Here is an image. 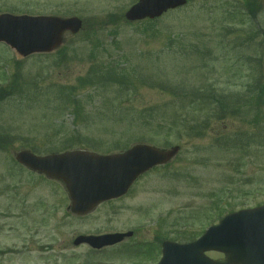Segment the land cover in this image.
Listing matches in <instances>:
<instances>
[{"label":"rangeland","instance_id":"obj_1","mask_svg":"<svg viewBox=\"0 0 264 264\" xmlns=\"http://www.w3.org/2000/svg\"><path fill=\"white\" fill-rule=\"evenodd\" d=\"M135 2L22 0L85 25L49 54L22 58L0 43V264H124L118 250L90 254L72 239L138 223L182 242L264 203V0H188L129 23ZM20 4L0 0V12ZM141 138L181 151L86 217L68 210L59 182L36 181L14 156Z\"/></svg>","mask_w":264,"mask_h":264},{"label":"water","instance_id":"obj_2","mask_svg":"<svg viewBox=\"0 0 264 264\" xmlns=\"http://www.w3.org/2000/svg\"><path fill=\"white\" fill-rule=\"evenodd\" d=\"M186 0H139L126 13L128 20L155 18ZM82 26L77 17L13 18L0 16V40L8 42L21 53L51 51L62 41L66 30L76 33ZM154 150V151H153ZM179 147L157 150L137 145L123 154L95 155L86 151L37 157L21 151L17 159L27 166L62 179L72 198H93L91 204L125 192L142 172L165 163L177 154ZM75 209V207H74ZM115 242V236H101L95 240ZM207 250L225 253V258L213 260ZM160 264H264V206L242 210L226 216L219 225L212 226L197 241L186 244L169 243Z\"/></svg>","mask_w":264,"mask_h":264},{"label":"flooded vegetation","instance_id":"obj_3","mask_svg":"<svg viewBox=\"0 0 264 264\" xmlns=\"http://www.w3.org/2000/svg\"><path fill=\"white\" fill-rule=\"evenodd\" d=\"M29 7L30 6H28V7L25 6L21 0V4H20L19 9H23V10H19L17 8H12V9H5L1 12L11 13V14H14L17 16H23V17H34V16L43 17V16H49V15H56V14H48V13H44V12L34 13L30 10H27ZM135 143H148V144L157 145L151 139H138V140H135L132 143H129L126 145H128V147H129ZM127 148H108V149L103 148V150H94L91 148L90 149L95 151V152H98V153L108 154V153H112V152H120V151L125 150ZM157 170H158V168L155 167V168L150 169L149 171L145 172L144 174L138 176L136 178V180L133 182V184L131 185V187L129 188L128 192L126 194H124L123 196L109 200V201H105V202L99 204L92 212H90L84 216H82V215H79V216L80 217L89 216L96 209H99L102 205L117 203V202H120V201L130 197L131 195H133V193L135 192V189L140 185V183H142L145 179H147L152 173L156 172ZM33 174H34L33 177L36 178V181H45V180L55 181V180L50 179L47 176L42 175V174H37V173H33ZM55 182H57V181H55ZM61 189L63 191L65 190V187L62 184H61ZM150 221H151V218H150V216H148L147 222H150ZM150 228H152V225H149L147 227H143L137 223L132 228L119 230L122 232L133 231V234L130 236H125L124 240L118 244L106 246L100 250L93 249L88 243H80L78 245H75L74 240L76 237L74 239H72V242H73V245L75 247H86L87 248L86 252H88L90 254H99V253H104V252L108 253V252H113L115 250H118V253H120L121 256H123V258L125 260L124 264H157L159 262V260L161 259V256H162L163 240L167 239L169 236H166L167 238L163 239L162 235L159 234L157 232V230H152ZM107 232L108 231H106L104 233H107ZM97 234H101V233H97Z\"/></svg>","mask_w":264,"mask_h":264},{"label":"trees","instance_id":"obj_4","mask_svg":"<svg viewBox=\"0 0 264 264\" xmlns=\"http://www.w3.org/2000/svg\"><path fill=\"white\" fill-rule=\"evenodd\" d=\"M249 3V6H252V3L248 2Z\"/></svg>","mask_w":264,"mask_h":264}]
</instances>
